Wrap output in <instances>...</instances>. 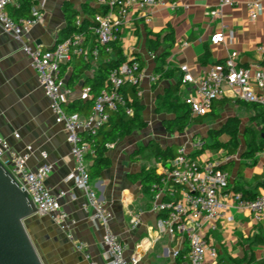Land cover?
<instances>
[{"label":"crops","instance_id":"obj_1","mask_svg":"<svg viewBox=\"0 0 264 264\" xmlns=\"http://www.w3.org/2000/svg\"><path fill=\"white\" fill-rule=\"evenodd\" d=\"M220 1L167 0L166 5L131 8L125 18L119 19L126 62L143 63L140 86L136 90L142 92L138 100L143 106L141 117L145 125L109 147L107 156L111 166L93 184L113 215L110 227L126 244L127 256L138 257L140 264H189V241L183 235L173 236L158 227L161 216L153 211L151 191L144 185L145 174L150 169H155L162 179L173 167L172 160L157 159L150 146L159 144L163 149L174 148L175 152L186 147L189 156L198 164L212 162L220 169L224 167L230 174L232 190L237 184L247 192L248 198L264 192V148L254 158L245 157L247 142L252 139L246 136L248 128L257 135L253 139L257 143L260 140V146L264 144L261 143L264 139L262 107L237 99L227 89L225 97L214 103L212 112L201 122H191L183 132L169 130V124L176 122L179 114L166 103L167 95L178 89L177 96L182 103L194 92L193 86L182 81L183 65L199 78L214 65L225 62L232 53H238L242 67L264 59V54L259 53V48H264V13L252 21L247 8L251 0H238V6L224 8L221 19L213 18L211 11ZM39 2L44 6V20L25 32L22 40L5 32L0 25V134L18 153L32 147L33 155L28 163L31 170H37L44 163L52 166L46 185L53 195L61 196L62 209L74 221L72 240L47 215L38 212L25 221L44 264H90L86 254L97 264H109L105 258V229L92 221L93 211L84 209L85 193L69 179L75 172L76 162L71 155L68 133L56 122L38 73L24 51L26 45L50 50L63 41L66 6L77 11L78 20L82 21L91 19L86 7L100 5L97 0ZM12 10L9 9L11 15ZM218 34H224L226 39L215 45L212 38ZM150 41L158 44L156 53L150 51ZM94 45L93 37L86 36L85 49L91 51ZM168 45H173L172 50L160 69L162 63L157 57ZM207 52L210 57L202 61ZM79 59L73 56L62 66L60 80L65 93V109L68 112L75 109L87 117L83 105L94 100V95L91 92V98L84 100L83 90L93 87L104 61L90 59L88 70L75 78ZM126 89L130 93L133 86L128 85ZM234 117L240 119L241 126L239 148L232 154L229 151L231 137L218 136L217 132ZM111 130L112 123L101 133ZM15 134L20 135L19 139ZM197 139L204 140L209 147L195 151L192 145ZM218 143L222 146H216ZM43 154L47 159H43ZM89 164L91 167L93 157H89ZM226 216L232 220L221 221L217 231L212 232L205 225L201 231L218 247V264H264V222H259L253 213L232 205ZM136 219L138 224H135ZM78 243H85L86 249L80 251ZM175 252L180 253L178 258L174 257Z\"/></svg>","mask_w":264,"mask_h":264},{"label":"built area","instance_id":"obj_2","mask_svg":"<svg viewBox=\"0 0 264 264\" xmlns=\"http://www.w3.org/2000/svg\"><path fill=\"white\" fill-rule=\"evenodd\" d=\"M24 1L0 0V25L5 32L18 40H22L25 32L44 20V6L39 0H31L29 17L15 20L9 9L21 10ZM97 2L107 10L104 14L96 15L93 20L95 45L91 51L85 49V34H74L50 50L26 45L24 51L38 73L40 86L51 102L56 122L63 125L68 133L71 155L76 162L75 172L69 179L85 193L84 209L93 211L92 221L105 229V258L109 264H140L138 257L127 256L126 244L110 227L113 215L95 189L89 164V157L95 156L91 138L97 136L108 124L111 114L124 109L128 116H134L135 112L131 107L133 100L127 97L124 91L128 85L139 88L140 64L126 62L112 69L106 81V89L95 98L92 111L87 117L79 113H70L65 109V93L60 73L62 66L73 56L83 57L89 61L100 59L101 48L111 52L109 47L118 39L120 32L119 19L125 18L131 8L166 5L167 0H97ZM238 5V0H221L211 11V16L221 19L224 16V8ZM247 8L251 20L256 21L264 13L263 0H251L247 2ZM80 24L79 20L78 25ZM225 39L224 34H218L212 38V42L217 45ZM259 53L264 54L263 47L259 48ZM238 60V53H232L225 62L214 65L199 78L191 74L187 65L181 67L183 83L194 88L193 94L185 99L193 118L210 114L214 103L225 97L227 89H230L237 99L260 106L264 111V66L259 62L242 67ZM137 96H142V92L137 90ZM82 98L84 100L91 98V88L83 90ZM15 137L19 139L20 135L15 134ZM205 144L204 140L197 139L192 146L195 151L200 152ZM32 155V147H28L24 153H18L0 134V162L14 175L20 186L28 191L38 212L49 216L72 240L74 221L62 209L61 196L53 195L46 185L52 166L44 163L37 170H31L28 163ZM42 157L47 159L46 154ZM172 166L168 176L162 178L160 183L153 184L150 190L153 211L163 215L158 221V227L170 235L186 237L189 241V264H218L220 251L212 241L201 234L204 225L215 232L221 221L232 220L226 216L230 205L253 213L255 218L263 223L264 192L250 199L245 197L243 192L232 190L230 174L227 171L212 162L198 164L189 156L186 147L179 149L177 158L172 160ZM138 223L139 220L136 219L135 224ZM78 249L84 251L86 244L78 243ZM179 255V252L174 253L175 258ZM86 257L90 264H97L89 255L86 254Z\"/></svg>","mask_w":264,"mask_h":264},{"label":"trees","instance_id":"obj_3","mask_svg":"<svg viewBox=\"0 0 264 264\" xmlns=\"http://www.w3.org/2000/svg\"><path fill=\"white\" fill-rule=\"evenodd\" d=\"M31 7H32L31 0H25L23 4V8L21 10H12V17L15 20H18L23 17H29ZM85 10L87 14L91 15V19H83L81 21V24L78 25L79 13L74 9H72L70 6H66L65 15L67 19V26L63 31V36H64L63 40L72 37L74 34H85L86 36H88V38L93 37V40H95V36L92 30L94 27L93 20L96 15L104 14L107 9L105 7L100 6L98 8L86 7ZM164 34L167 33L164 32ZM157 45L158 44L156 42H152V41L149 42V48L152 53L157 52L158 50ZM172 46L173 45H168V48L164 50L163 54L157 57V61L162 63L159 67L160 69H162V66H164V61L166 60L167 56L170 55ZM109 48L111 49V52H107L106 48H101L100 59H102L104 62L101 66V72L94 80L93 87L91 88V92L94 95V100L89 101L83 105V110L87 111V116H89V114L92 111L95 98H97L102 93V91L106 89V81L108 79L110 71L114 68L120 67L127 61V58L124 55L119 34H118V39ZM209 57L210 54L207 52L203 57L202 61L208 59ZM78 62L80 63H78L77 67L78 68L81 67V70L78 71V68H76L74 74L75 78L80 76L82 73H84V71L88 70L89 68L88 67L89 63L85 61L83 57H80ZM139 64L141 71L143 68V63H139ZM261 64L264 66V59L261 61ZM178 92H179L178 89H175L172 94H168L166 97V103L171 105V110L179 114L177 121L169 124L170 132H183L191 122H201L205 118V117L193 118L190 112V107L185 102L182 103L180 102L179 97L177 96ZM124 93L127 97H130L133 100L131 107L134 109L135 112L134 116L133 117L128 116L124 109H121L116 113H112L110 117V121L108 122V124L112 123V130L108 133L102 134L101 133L103 131L102 129L97 136L91 138L92 147L95 152V156L93 157V164L90 167V176L92 181L100 178L102 172L111 166V161L107 156L109 147L113 144L118 143L121 139H123L128 135H131L135 130L142 128L145 125L141 117L143 106L138 100L136 88H134L133 86L132 92L129 93V91H127L126 89ZM258 107L260 108V106ZM262 112L264 114L263 109ZM70 113H77V111L75 109H72ZM240 126H241L240 119L235 117L230 118L226 122V124L222 127V129L217 132L218 136L222 134H227L231 137L229 151L232 154H235L237 152V149L239 148L238 136L240 132ZM252 133L253 132L251 131V129L248 128L246 130V134H247L246 136H252V139L248 140L247 142L248 151L245 153V157L254 158L257 154H260V152L263 150L264 144H261L260 146V140L257 143V141L253 139L257 135L255 134L253 135ZM261 143H264V139L261 141ZM216 146L220 147L222 146V144L218 143ZM150 147L153 150V155L157 159L169 161V160H174L178 156V153L175 152L174 148L163 149L159 144H155ZM208 147L209 145L205 144L204 148L206 149ZM222 170H224V167L222 168ZM143 181L145 187L150 191L153 184L160 183L161 177L156 174L155 169H150L145 174ZM235 187H236L234 188L235 191L243 192L245 197H247V192L244 189L240 188L239 185L237 184ZM160 216L162 217L163 215Z\"/></svg>","mask_w":264,"mask_h":264},{"label":"water","instance_id":"obj_4","mask_svg":"<svg viewBox=\"0 0 264 264\" xmlns=\"http://www.w3.org/2000/svg\"><path fill=\"white\" fill-rule=\"evenodd\" d=\"M37 213L28 191L0 162V264H44L25 225Z\"/></svg>","mask_w":264,"mask_h":264},{"label":"rangeland","instance_id":"obj_5","mask_svg":"<svg viewBox=\"0 0 264 264\" xmlns=\"http://www.w3.org/2000/svg\"><path fill=\"white\" fill-rule=\"evenodd\" d=\"M191 128H194V126H191ZM191 128H190L189 130H191ZM189 130H188V131H189ZM178 152H179V150L177 149V153H178Z\"/></svg>","mask_w":264,"mask_h":264}]
</instances>
